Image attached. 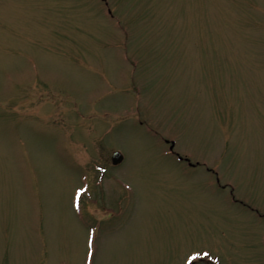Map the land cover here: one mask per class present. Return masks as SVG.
<instances>
[{"label":"rangeland","instance_id":"374dc122","mask_svg":"<svg viewBox=\"0 0 264 264\" xmlns=\"http://www.w3.org/2000/svg\"><path fill=\"white\" fill-rule=\"evenodd\" d=\"M89 238V264H264V0H0V264Z\"/></svg>","mask_w":264,"mask_h":264},{"label":"snow or ice","instance_id":"6c2138e0","mask_svg":"<svg viewBox=\"0 0 264 264\" xmlns=\"http://www.w3.org/2000/svg\"><path fill=\"white\" fill-rule=\"evenodd\" d=\"M82 191V190H78ZM93 255V248H92V241L91 238L88 239L87 243H86V258H85V264H89V260L88 258L91 257ZM203 255H207V253H203ZM193 259L195 258V256L192 257Z\"/></svg>","mask_w":264,"mask_h":264},{"label":"water","instance_id":"95a60500","mask_svg":"<svg viewBox=\"0 0 264 264\" xmlns=\"http://www.w3.org/2000/svg\"><path fill=\"white\" fill-rule=\"evenodd\" d=\"M122 159V156L118 152H114L111 157V161L113 164H116L120 162Z\"/></svg>","mask_w":264,"mask_h":264},{"label":"flooded vegetation","instance_id":"af4514ba","mask_svg":"<svg viewBox=\"0 0 264 264\" xmlns=\"http://www.w3.org/2000/svg\"><path fill=\"white\" fill-rule=\"evenodd\" d=\"M179 159L184 160V161H187V163H188V160L185 157H182V158L180 157Z\"/></svg>","mask_w":264,"mask_h":264}]
</instances>
